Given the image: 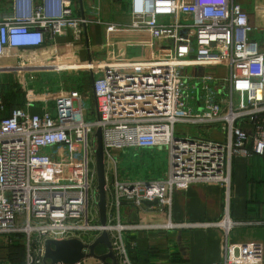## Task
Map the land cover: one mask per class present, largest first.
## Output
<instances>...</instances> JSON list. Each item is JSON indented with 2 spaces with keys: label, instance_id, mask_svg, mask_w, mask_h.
<instances>
[{
  "label": "built area",
  "instance_id": "2783aa9c",
  "mask_svg": "<svg viewBox=\"0 0 264 264\" xmlns=\"http://www.w3.org/2000/svg\"><path fill=\"white\" fill-rule=\"evenodd\" d=\"M132 15V27L152 30L158 54L127 57L108 49L88 62L70 49L60 54L59 36L79 40L90 23L102 22L97 1L77 16L70 0H12V13L0 20V238L24 239L28 264H45L47 239L91 244L104 231L121 264H130L124 234L146 227L122 218L100 222L98 128L107 193L118 211L155 200L162 207L175 190L216 183L226 189L224 219L187 225L227 232L253 225L233 220L229 203L234 159L264 156V28L236 0H133ZM40 72L84 73V83L35 90ZM4 73L18 77L10 94ZM9 95L17 101L8 104ZM179 125L214 127L223 138ZM127 148L168 149V171L148 180L124 177ZM215 264H264V247L229 242Z\"/></svg>",
  "mask_w": 264,
  "mask_h": 264
},
{
  "label": "crops",
  "instance_id": "0c3cea01",
  "mask_svg": "<svg viewBox=\"0 0 264 264\" xmlns=\"http://www.w3.org/2000/svg\"><path fill=\"white\" fill-rule=\"evenodd\" d=\"M70 1L77 16L84 15L91 2H99L102 22L90 23L79 40L71 33L59 36L60 54H67L70 49L72 57L88 62L103 56L108 49L127 57H149L159 53L160 46L151 29L131 26L133 0ZM236 1L249 13L252 22L263 29L264 0H255L254 5L252 0ZM11 13L12 0H0V20ZM91 88L92 83L87 80L86 89ZM198 128L209 129L211 137L223 138L217 128ZM107 199V221L116 222L122 218L128 223L146 227L124 234L130 264H215L224 261L229 242H259L264 247V225L255 224L264 219V156L236 157L233 161L229 214L233 220L253 225L236 226L230 232L221 227L187 225L224 219L226 189L220 184L195 183L186 190H175L171 203L162 207L128 204L118 211L111 200L112 193H107ZM180 224L182 226H178ZM0 242L6 241L0 238ZM100 246L98 254L108 251L106 246ZM5 247H0V261L8 259ZM83 264L106 263L98 259L88 263L86 259Z\"/></svg>",
  "mask_w": 264,
  "mask_h": 264
},
{
  "label": "rangeland",
  "instance_id": "374dc122",
  "mask_svg": "<svg viewBox=\"0 0 264 264\" xmlns=\"http://www.w3.org/2000/svg\"><path fill=\"white\" fill-rule=\"evenodd\" d=\"M253 1V5L255 0ZM258 40L262 39V35H257ZM36 79L32 82L37 83L35 86H30L35 90L46 89L48 85L54 89L59 85L64 87H72L78 85L82 87L84 83L83 75L81 73L77 74H67V73H54V72H40L36 74ZM4 88L10 94L15 88L17 82V75L13 73H4L2 75ZM29 87V88H30ZM17 101V95L8 97V104ZM21 101V100H20ZM180 126V125H179ZM185 131L190 130L192 134H198L202 132L203 135H210L209 129L199 130L196 126H180ZM179 136H183V133H178ZM121 162L119 172L124 176H129L131 179H144L148 180L150 178H161L169 169V158H168V149L166 148H155V149H136V148H127L121 152ZM6 246L8 252L9 264H28L27 263V252L24 244V239L21 237L13 238L11 243L0 242V247ZM34 247L36 243L34 241ZM103 247V246H102ZM105 247V246H104ZM103 249V248H102ZM101 251V246L98 252ZM88 263L96 262V258H88Z\"/></svg>",
  "mask_w": 264,
  "mask_h": 264
},
{
  "label": "water",
  "instance_id": "95a60500",
  "mask_svg": "<svg viewBox=\"0 0 264 264\" xmlns=\"http://www.w3.org/2000/svg\"><path fill=\"white\" fill-rule=\"evenodd\" d=\"M97 147L96 170L97 190L99 195L98 209L102 225L107 224V173L105 165V153L103 144L102 129L98 128L96 133ZM145 205H157L158 201H145ZM100 245L107 247V252L98 254L97 248ZM88 258H96L106 264H119L118 257L114 251L110 235L107 231L101 233L93 243L87 244L79 238L67 240L47 239L45 241V253L43 256L45 264H79Z\"/></svg>",
  "mask_w": 264,
  "mask_h": 264
},
{
  "label": "trees",
  "instance_id": "16d2710c",
  "mask_svg": "<svg viewBox=\"0 0 264 264\" xmlns=\"http://www.w3.org/2000/svg\"><path fill=\"white\" fill-rule=\"evenodd\" d=\"M97 251H98V248H97Z\"/></svg>",
  "mask_w": 264,
  "mask_h": 264
}]
</instances>
